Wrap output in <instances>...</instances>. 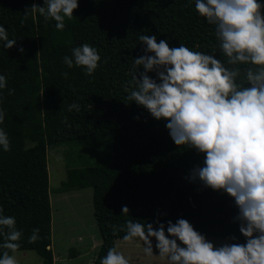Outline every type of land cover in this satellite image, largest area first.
<instances>
[{"label": "trees", "instance_id": "obj_1", "mask_svg": "<svg viewBox=\"0 0 264 264\" xmlns=\"http://www.w3.org/2000/svg\"><path fill=\"white\" fill-rule=\"evenodd\" d=\"M258 2L264 5V0ZM78 3L73 18H65L60 31L54 20L29 11L33 4L44 7L45 0H0V26L17 41L12 49L0 42V75L7 81L0 89L4 113L0 128L10 142L9 151L0 146V214L14 217L23 233L18 250L36 251L44 264H53L48 249L52 218L48 151L82 141L97 145L106 160L68 169L62 186L64 191L93 189L94 216L102 238L94 264L123 240L122 229L130 219L156 228L159 221L165 230L169 221L185 219L204 236L245 243L234 199L192 179L193 170L203 166L204 155L177 146L167 121L155 119L128 100L124 90L133 87V61L146 54L141 35H155L157 42L184 45L215 56L228 68L237 67L227 64L215 25L196 11L195 0ZM85 43L100 56L90 76L86 69L64 63L65 56L71 57L72 50ZM238 67L243 73L245 66ZM149 75L157 79L155 72ZM73 103L79 110H69ZM124 206L129 209L127 216ZM36 228L40 238L29 243ZM4 251L0 248V256Z\"/></svg>", "mask_w": 264, "mask_h": 264}, {"label": "clouds", "instance_id": "obj_2", "mask_svg": "<svg viewBox=\"0 0 264 264\" xmlns=\"http://www.w3.org/2000/svg\"><path fill=\"white\" fill-rule=\"evenodd\" d=\"M78 7V0H45L44 7L33 4L29 11L54 20L57 30L62 31L65 18L72 19ZM195 9L215 25L227 64L237 67L228 68L215 56L184 45L170 47L164 40L157 42L155 35H141L139 40L146 46V54L133 61V87L125 86L124 90L129 93L128 100L145 108L155 119L167 121L166 127L177 146L186 145L204 155L203 166L193 170L192 179L234 199L239 209V231L246 242L216 247L185 219L169 221L166 230L159 221L156 228L130 219L122 229L123 240L143 241V252L148 257L154 256L155 240L158 257L168 264H264V5L258 0H195ZM0 42L5 49H12L17 43L9 39L3 26ZM99 62L97 50L87 43L74 48L71 57H64L68 68L75 64L86 69L89 76ZM239 65L245 66L243 73ZM152 72L157 79L150 77ZM6 85V77L0 75V89ZM72 109L79 110V106L73 103L69 107ZM3 122L4 113L0 110V124ZM0 146L4 151L10 150L2 128ZM122 212L129 215L127 206ZM52 222L53 217L48 249L52 251L53 264H57ZM39 231L32 230L29 243L40 238ZM22 235L14 217L0 214V248L5 249L0 264H18L15 253ZM100 264H129V260L114 246Z\"/></svg>", "mask_w": 264, "mask_h": 264}, {"label": "rangeland", "instance_id": "obj_3", "mask_svg": "<svg viewBox=\"0 0 264 264\" xmlns=\"http://www.w3.org/2000/svg\"><path fill=\"white\" fill-rule=\"evenodd\" d=\"M97 145L86 141L61 145L48 151L50 197L52 206V244L57 264H94L102 246V238L94 216L93 189L82 188L64 191L62 183L67 179V170L95 166L105 162ZM101 158H100V156ZM185 155V152H183ZM183 155L180 159H183ZM216 247L231 243L229 239L205 236ZM97 245L93 248L94 243ZM154 256L143 252V241L117 240V248L129 260V264H168L158 257L156 241L153 240ZM156 255V256H155ZM18 264H43L36 251L17 250Z\"/></svg>", "mask_w": 264, "mask_h": 264}, {"label": "crops", "instance_id": "obj_4", "mask_svg": "<svg viewBox=\"0 0 264 264\" xmlns=\"http://www.w3.org/2000/svg\"><path fill=\"white\" fill-rule=\"evenodd\" d=\"M96 245H97V243H96V241H95V243H94V245H93V248H94Z\"/></svg>", "mask_w": 264, "mask_h": 264}]
</instances>
